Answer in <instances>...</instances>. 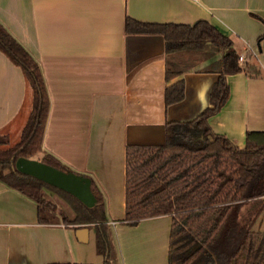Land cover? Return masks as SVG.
Listing matches in <instances>:
<instances>
[{"label": "crops", "instance_id": "crops-1", "mask_svg": "<svg viewBox=\"0 0 264 264\" xmlns=\"http://www.w3.org/2000/svg\"><path fill=\"white\" fill-rule=\"evenodd\" d=\"M128 16L208 20L232 38L245 54L243 69L227 75L228 100L209 123L244 147L248 131H264V0H0V22L46 79L51 107L43 150L94 180L117 264H169L172 215L124 221L127 147L161 145L167 121L192 120L210 107L219 72L203 68L218 56L168 80L164 36L128 33ZM181 78L184 98L167 105L166 87ZM31 106L24 70L0 49V134L17 141ZM106 258L94 225L41 222L36 201L0 180V264H104Z\"/></svg>", "mask_w": 264, "mask_h": 264}, {"label": "trees", "instance_id": "trees-1", "mask_svg": "<svg viewBox=\"0 0 264 264\" xmlns=\"http://www.w3.org/2000/svg\"><path fill=\"white\" fill-rule=\"evenodd\" d=\"M126 31L164 36L168 80L196 61L217 55L203 69L219 72V78L211 91V106L204 112L188 121H167L165 143L127 147L124 221L172 215L169 264H264V230L253 228L264 208V131H248L246 145L240 147L209 123V117L228 100L227 75L243 69L232 38L208 20L159 23L128 16ZM0 49L22 67L32 88V106L19 141L0 149V180L36 201L41 222L60 221L46 190L64 196L74 216L62 214V220L94 225L97 249L107 257L104 264H117L103 194L91 177L97 202L88 206L74 194L13 165L19 157L33 158L43 149L51 98L40 63L2 22ZM184 96L183 78L166 87L167 105ZM6 143L7 136H0V145ZM40 160L74 171L51 152Z\"/></svg>", "mask_w": 264, "mask_h": 264}, {"label": "water", "instance_id": "water-1", "mask_svg": "<svg viewBox=\"0 0 264 264\" xmlns=\"http://www.w3.org/2000/svg\"><path fill=\"white\" fill-rule=\"evenodd\" d=\"M15 168L74 194L88 206H93L97 202L90 176L63 170L40 159L28 157H19L15 162ZM79 230L88 231V228L83 227Z\"/></svg>", "mask_w": 264, "mask_h": 264}, {"label": "rangeland", "instance_id": "rangeland-1", "mask_svg": "<svg viewBox=\"0 0 264 264\" xmlns=\"http://www.w3.org/2000/svg\"><path fill=\"white\" fill-rule=\"evenodd\" d=\"M219 55H221V53ZM196 63L198 64L199 61H196ZM2 135H4V134H0V136H2ZM16 139L17 138H14V140H10L9 137H7V143L1 144L0 149L1 148H7L11 145H14L16 142L19 141V139L17 141H16ZM44 154H45V151L42 149L41 151L36 152L32 157L36 158V159H41ZM13 165L15 166V163ZM46 195L52 201V203L56 205V210H57V213L59 214L60 220H62V216H61L62 214L66 215V217L68 216V218H70V219L74 216V211L72 209V206L64 196L59 195L58 193H55L51 189L46 190ZM260 218L264 219V210L262 211ZM260 218L255 222V224L253 226V228L256 230H264V225L261 226L259 224Z\"/></svg>", "mask_w": 264, "mask_h": 264}, {"label": "built area", "instance_id": "built-area-1", "mask_svg": "<svg viewBox=\"0 0 264 264\" xmlns=\"http://www.w3.org/2000/svg\"><path fill=\"white\" fill-rule=\"evenodd\" d=\"M244 59H245V54L244 53L240 54L239 61L242 62Z\"/></svg>", "mask_w": 264, "mask_h": 264}]
</instances>
